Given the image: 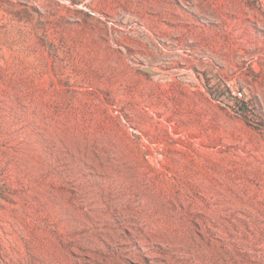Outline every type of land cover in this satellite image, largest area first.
Listing matches in <instances>:
<instances>
[{"label": "rangeland", "instance_id": "1", "mask_svg": "<svg viewBox=\"0 0 264 264\" xmlns=\"http://www.w3.org/2000/svg\"><path fill=\"white\" fill-rule=\"evenodd\" d=\"M0 264H264V0H0Z\"/></svg>", "mask_w": 264, "mask_h": 264}, {"label": "bare ground", "instance_id": "2", "mask_svg": "<svg viewBox=\"0 0 264 264\" xmlns=\"http://www.w3.org/2000/svg\"><path fill=\"white\" fill-rule=\"evenodd\" d=\"M165 41V40H164ZM156 46V45H155ZM125 225H126V221L125 220H120V222H119V228L120 229H123L124 227H125ZM136 238H138V234H137V232L136 231H131L130 232V234H128V235H126V234H124V235H121V234H119V235H113L112 236V239L108 242V244H109V246H111L112 248H115L116 249V244L117 243H120V242H122L123 240H128V241H130V243L131 244H134L135 242H136ZM151 250H153V253L154 252H159L160 250H158V249H153V245H152V247H151ZM150 250V251H151ZM116 252H117V259L119 260V261H121L122 263H123V261L122 260H124V258L126 257L125 256V254H126V252H123L122 250H120V249H116L115 250ZM149 251V252H150ZM164 251H166V252H168L169 253V251H171L170 249H167V248H165L163 251H160L161 253L162 252H164ZM113 255H115L114 253H113ZM130 255V254H129ZM132 256V255H131ZM137 256H139V255H137ZM114 257V256H113ZM102 258V257H101ZM133 258H135V257H133ZM104 259V258H103ZM106 259V258H105ZM141 259H142V256H141ZM135 260H137V259H135ZM104 262V261H103ZM106 263H108V260L107 261H105ZM143 262L145 263V260H143ZM101 263H102V261H101Z\"/></svg>", "mask_w": 264, "mask_h": 264}, {"label": "built area", "instance_id": "3", "mask_svg": "<svg viewBox=\"0 0 264 264\" xmlns=\"http://www.w3.org/2000/svg\"><path fill=\"white\" fill-rule=\"evenodd\" d=\"M233 94H234L235 96H237V97H242V95H243L239 90H235V91H233Z\"/></svg>", "mask_w": 264, "mask_h": 264}]
</instances>
